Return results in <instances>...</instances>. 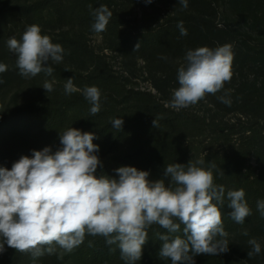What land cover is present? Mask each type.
Returning <instances> with one entry per match:
<instances>
[{
  "label": "trees",
  "instance_id": "1",
  "mask_svg": "<svg viewBox=\"0 0 264 264\" xmlns=\"http://www.w3.org/2000/svg\"><path fill=\"white\" fill-rule=\"evenodd\" d=\"M229 1L240 20L257 23L264 18L260 16L264 0ZM100 5L107 6L113 15L106 31L96 33L90 8ZM134 6L141 7L140 15L130 11ZM219 14L220 0H188L186 9L177 0H4L0 3V57L15 55L7 47L8 39L19 40L28 26L36 24L42 34L63 47L64 58L59 64L50 62L54 69L51 76L42 72L26 78L16 65L0 73V87L31 84L27 101L0 115V167L11 169L21 156L31 157L33 150L50 147L54 153L62 148L59 134L70 127L95 134L93 143L99 146L96 155L102 161L98 177L118 178L115 169L133 166L148 171L150 181L164 179L167 186L170 178L163 172L169 164L203 160L201 166L208 168L214 163V182L222 185L225 193L243 189L252 215L243 224L234 222L225 199L221 212L229 250L217 256L197 255L194 264H264V218L257 210V201L264 200V40L242 32L229 21L221 25ZM179 21L187 29L186 36L180 35ZM93 34L102 38L99 48L89 42ZM224 44H231L234 53L232 79L224 90L206 95L201 100L202 111L173 109L170 101L173 90L179 87L177 72L186 65V52ZM105 50L115 52L130 75L139 70L142 61L141 68L154 92L130 87L112 68ZM68 78L80 91L65 93ZM45 80L53 82L52 92L42 87ZM86 86H97L101 92V109L95 115L82 93ZM228 90L231 106L218 99ZM116 118L124 121L121 130L112 126ZM245 230L248 235L243 234ZM157 233L167 234L158 225L151 226L136 264H171L158 256L162 241ZM252 238L260 243L261 252L248 258ZM5 248L0 264H34L31 254ZM35 264L125 261L116 245L86 234L72 252L57 246L55 254H45Z\"/></svg>",
  "mask_w": 264,
  "mask_h": 264
},
{
  "label": "clouds",
  "instance_id": "2",
  "mask_svg": "<svg viewBox=\"0 0 264 264\" xmlns=\"http://www.w3.org/2000/svg\"><path fill=\"white\" fill-rule=\"evenodd\" d=\"M177 2L188 7V0ZM90 10L95 18L93 31H106L113 13L105 5ZM177 27L180 35H187L183 21ZM7 47L15 54L16 67L26 78L42 72L51 76L54 69L50 62L59 64L64 58L63 47L42 34L36 24L28 26L19 40L10 37ZM138 48L139 43L134 51ZM233 59L231 44L188 50L186 65L178 68L179 87L173 90L170 106L176 110L187 108L206 95L224 90L232 79ZM6 71L7 65L0 63V73ZM42 87L52 92L53 82L45 80ZM64 91L71 94L80 89L68 78ZM82 93L91 105L90 113H99L100 89L86 86ZM229 95L230 90L225 91L218 99L231 106ZM123 123V119L116 118L112 126L121 130ZM153 126H157L156 119ZM94 139V133L70 127L59 134L62 148L54 153L50 147L33 150L31 157L21 156L11 169L0 167V254L7 245L15 252L31 254L35 264L45 254H55L57 246L72 252L87 234L104 237L108 245L120 250L125 264H136L148 241V229L158 225L167 232L156 234L162 241L158 256L171 264H194L197 255L217 256L229 250L221 212L225 199L234 222L243 224L252 215L245 191L225 193L224 187L214 182L216 165L210 162L204 168L203 160L165 166L163 176L170 178L167 186L164 179L150 181L148 171L133 166L115 169L118 178L98 177L96 172L102 161L96 155L99 146L93 143ZM257 210L264 218V200L257 201ZM181 231L182 236L176 235ZM243 234L248 235L247 230ZM248 243L252 247L248 258L261 252L255 238Z\"/></svg>",
  "mask_w": 264,
  "mask_h": 264
},
{
  "label": "rangeland",
  "instance_id": "3",
  "mask_svg": "<svg viewBox=\"0 0 264 264\" xmlns=\"http://www.w3.org/2000/svg\"><path fill=\"white\" fill-rule=\"evenodd\" d=\"M4 0H0L2 3ZM130 11L133 13L140 15L141 7L134 6L131 7ZM260 16L264 17V12L260 14ZM218 21L222 25L224 21L231 22L234 26L239 28L242 32H249L253 35L254 38L264 40V18H261L259 22L253 23L252 21H243L240 20L234 11H232V7L230 6L229 0H220V14L218 17ZM89 42L96 48L102 45V38L99 34H93L89 36ZM105 53L108 55V60L110 61L112 68L123 78L125 82L130 87L135 89L142 90H154L151 89L149 81L146 79L147 76L142 70L141 65L142 61H139L137 72L134 74H128L124 71L121 58L115 53L106 51ZM0 63H4L8 66L16 65V56L15 55H6L0 57ZM31 84L29 82H24L18 85L13 86H3L0 87V115L4 113L10 112L14 107L24 104L27 101L29 92H30ZM191 109H195L198 111L203 110L202 101H199L197 104L189 106Z\"/></svg>",
  "mask_w": 264,
  "mask_h": 264
}]
</instances>
